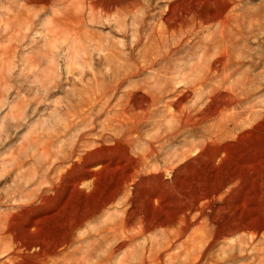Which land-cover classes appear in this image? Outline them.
Listing matches in <instances>:
<instances>
[{
    "label": "rangeland",
    "instance_id": "1",
    "mask_svg": "<svg viewBox=\"0 0 264 264\" xmlns=\"http://www.w3.org/2000/svg\"><path fill=\"white\" fill-rule=\"evenodd\" d=\"M131 1L0 0V222L22 218L30 211L22 206L43 197L53 203L60 191L63 204L97 212L78 228L82 239L138 213L130 228L144 227L145 235L111 264L125 254L136 264L143 245L150 256L152 242L166 234L146 229L149 223L163 212L180 215L181 197L195 193L200 179L225 178L228 159L255 149V114L264 107V0ZM127 175L133 181L124 184ZM233 185L212 204L229 209L215 213L221 219L239 205ZM251 215L254 236H215L206 220L207 256L193 245L179 264H264V218ZM190 231L203 235L193 226L181 243L193 244Z\"/></svg>",
    "mask_w": 264,
    "mask_h": 264
},
{
    "label": "bare ground",
    "instance_id": "2",
    "mask_svg": "<svg viewBox=\"0 0 264 264\" xmlns=\"http://www.w3.org/2000/svg\"><path fill=\"white\" fill-rule=\"evenodd\" d=\"M128 1L130 2V0H128ZM109 3L111 4V2H109ZM193 3H194V1H193ZM115 4L116 3H114V5ZM119 4L122 5L121 3H118V5ZM182 6H183V4H182ZM215 6H217V5H215ZM110 7H112V6L110 5L109 9H110ZM111 10H112V8H111ZM185 14H187V13H185ZM188 14H189V12H188ZM193 15H195V14H193ZM167 18H169V17H167ZM4 22H5V20H4ZM179 22H180V20H179ZM169 23H170V21H169ZM177 24H179V23L177 22ZM181 24H183L182 21H181ZM180 26H182V25H180ZM174 27H176V26H174ZM176 28H178V27H176ZM218 67H219V64H218ZM218 69L219 68H217V70ZM133 94H135V92ZM188 97H186V95H185V99H187ZM188 99H191V98H188ZM145 103L147 105V101H145L144 104ZM142 104L143 103H141V105ZM212 104L213 103H211V105ZM229 106H230V104H229ZM146 107L147 106H145L144 108H146ZM178 107L179 106H177L176 108H178ZM224 107L222 109H224ZM216 108H218V107H216ZM173 110H174V108H173ZM218 110H221V109L219 108ZM207 112H209V111H207ZM221 112H222V110H221ZM211 116H213V115H211ZM255 116L258 119V121H260V123H261L260 128L258 127L260 129V133H258V131H256L259 135L257 134L258 140L256 139L257 145H256L255 149L250 151V152L246 151L239 160H235V161L230 160L229 161V159H228L227 165H226L228 168H227V174H226L225 178L219 180V178L214 177V179L212 178L211 183L209 182L210 184H208V177L204 178V179H200V183H198V186H196V187L194 186L195 187V193L191 194L190 196L184 195L183 197H181V202L183 205V211H181L182 213L179 211L181 213L180 215L170 214L172 212V210L170 213L163 212L161 214L162 216L160 217V220L158 219L159 220L158 221L156 219L158 222L149 223V225L146 227V229H149V230L150 229H154V230L155 229H163L165 231L166 235L162 241L159 240V241H153L152 242L153 245H152V248L150 249V252H151L150 256H145L147 254L148 249L145 248L143 245V247L141 248V251H139V252H141L140 256H142V257L139 259V262H137L136 264H152V263H155V264H176L177 263V264H179V260L183 257L184 254L187 255L189 258H191L192 251H193L192 246L195 245L194 247H196L197 244L200 246L201 252H203V255H201V259L203 257H206L207 252L210 248V245H209L210 237L208 238V234L206 231L207 226L205 225L206 220L209 223V227H211V233H214L215 236H220L223 233H226V231H228V230L231 233H233L232 231H236L237 234L240 231V233H239L240 235L243 234V232H246L247 234H250L251 236L256 235V233H257L256 219L257 218H254L251 215L253 210L258 211V213L259 212L262 213L263 218H264V126L262 127V124H264V107L263 106L261 107L260 111H258L255 114ZM194 122H196V121L194 120ZM256 132H255V135H256ZM247 133H248V131H247ZM251 139H252V137H251ZM250 141H252V140H250ZM250 141H249V143H250ZM244 142H245V140H244ZM244 142L242 141L243 144H244ZM252 144H254V143H252ZM220 147H222V145ZM243 147H244V145H243ZM202 153H203V151L200 153L203 156L204 154H202ZM217 154H219V153H217ZM227 154L225 157H227ZM240 155H242V154H240ZM219 156H221V155H219ZM230 156H232V155L230 154ZM206 157L209 158L208 156H206ZM236 158L237 157H235V159ZM147 159H148V156H146L143 159H140V161L144 162V160H147ZM123 161H125V160H123ZM185 161L187 162L186 159H185ZM197 162H199V161H197ZM115 169H119V168H115ZM121 169H120V171H121ZM135 169L137 170V168H135ZM97 171H98V169H97ZM120 171H119V173H120ZM122 171H124V170H122ZM134 173H135V171H134ZM125 175H126V173H125ZM68 176H69V174H68ZM68 176H66V177H68ZM133 177H134L133 175L125 176L123 183L125 184V182L127 180H129V179L131 180ZM148 177H149V175H148ZM217 177H219V176H217ZM157 178H158V176H157ZM168 178H169V176H168ZM168 178H166V180ZM67 179L65 178V180H67ZM61 180L63 181L64 178L61 177ZM223 180H225V181H223ZM132 181H133V179H132ZM152 182H154V181H152ZM62 183H66V182H62ZM72 184H74V183H72ZM172 184H174V183H172ZM228 184H234L233 186H235V188L236 187L240 188L239 193L237 191V194H238V198H237L238 201L237 202L239 205L237 207H234L235 205L231 206L232 207V213H230L231 216L229 215L230 216V217H228L229 219H224V218L221 219V218L217 217L215 213L216 212H218V213H224L225 212L226 213L229 209H227L225 207L221 208L218 205V207H220V209L217 207L219 210L216 211V210H213L212 204L217 201V194H219V192L224 188V186L228 185ZM69 185L71 186V184H69ZM141 186H142V184H141ZM63 188H66V187H63ZM142 188H143V186H142ZM71 189H72V187H71ZM118 189H120V188H118ZM123 190H124V188H123ZM226 190L228 192V188ZM77 191H79V190H77ZM60 192H58L56 194V196L54 197L55 199L53 200V203H51L52 205L49 204L47 197H43L42 200L40 201L39 205H37V206H34L32 203H30V205H27V206H22L23 208L24 207L30 208V211H28V214L22 215V218L16 219L13 221H9V222H7L4 219L1 220V222H0V240H1V242H0V244L3 246V249H4L3 253H7V255H6L7 260L4 264H111L112 260L115 259L117 254L124 252L126 249H128V246L132 242H134L135 240H138L141 236L145 235L144 227H142V230H138L135 232H133L131 230L130 227L132 225V220H136L137 219L136 216H138V213L131 212L129 214V220H126V222L121 223L119 228L116 226L118 224L113 225L110 223H104L102 225V223H101L99 225V227H97L94 231L89 230L87 237L82 239L83 236L78 235V228L82 226V223H84V221H86L88 219L90 220V218H93V216H95V214H97V212L94 210V207H93V209H82V205L79 206V207H81V208H79V207H69L70 205L68 206V205L63 204L62 201L64 200V197H62V193H60ZM68 192H69V189H68ZM75 192H76V190H75ZM95 192H97V191H95ZM71 193H72V191H71ZM131 193H133V192H131ZM140 193H142V191ZM65 194H67V192ZM72 194H70V196ZM96 195H97V193H96ZM96 195H95V198L98 197ZM106 195H109V194H106ZM136 195H139V194H136ZM220 195H218V196H220ZM104 197H108V196L104 195ZM156 198H157V196H156ZM76 199L78 200V198H76ZM97 199H99V198H97ZM100 199H101V196H100ZM228 200H226V201H228ZM233 200L235 201V199H233ZM64 201H66V200H64ZM72 201L74 202V200H72ZM151 201H154V200H151ZM218 201H219V199H218ZM226 201H224V203ZM146 202H147V200H146ZM157 202H158V200H157ZM98 203H99V201H98ZM133 203L135 205V202H133ZM138 203H140V199H139ZM155 203H156V201H155ZM50 205H51L52 209L51 208L49 209ZM86 205H87V203H86ZM110 205H112V204H110ZM144 205H145V203H144ZM254 206L256 207L255 209H253V210L250 209L251 207H254ZM105 207L107 208V206H105ZM239 209L242 210L243 212L237 214ZM244 210L248 211L246 215L244 213L245 212ZM101 211H102V209H101ZM142 218H143V216H142ZM151 218H153V217H151ZM258 218H259V216H258ZM260 219H261V217H260ZM196 225H199V228L202 230L203 235L196 234V231H193V232L190 231L191 233H193L191 236V237H193V240H192L193 244L190 245L189 244L190 242L181 243L182 240L187 236L189 230L193 226H196ZM175 228H176V230L174 231ZM241 231H243V232H241ZM225 236L227 237V235H225ZM228 236H229V234H228ZM118 240H120V241L113 243V241H118ZM239 241H240V239H239ZM8 243H9V245L5 246V244H8ZM177 249H180L179 253L173 254V251H175ZM0 250H2L1 247H0ZM100 250H103L104 255H101V256L99 255V256H97L96 260H93V258L98 254V252ZM232 258H233V256H232ZM129 259H132L131 255L125 254L124 258H122L120 260L119 264H131V263H128ZM230 261H232V260H230ZM225 262H227V261H225ZM184 264H188V261L184 262Z\"/></svg>",
    "mask_w": 264,
    "mask_h": 264
}]
</instances>
